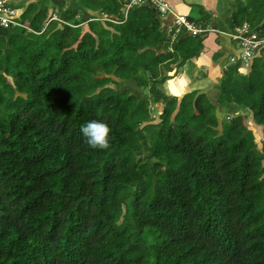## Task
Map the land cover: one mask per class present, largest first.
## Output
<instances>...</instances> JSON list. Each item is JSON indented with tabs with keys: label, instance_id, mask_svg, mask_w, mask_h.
Masks as SVG:
<instances>
[{
	"label": "trees",
	"instance_id": "16d2710c",
	"mask_svg": "<svg viewBox=\"0 0 264 264\" xmlns=\"http://www.w3.org/2000/svg\"><path fill=\"white\" fill-rule=\"evenodd\" d=\"M47 1L22 14L33 31L0 25V264H264V56L225 68L218 117L204 94L177 106L158 86L152 67L183 64L200 38L172 40L151 1L51 0L44 25ZM92 120L108 149L85 142Z\"/></svg>",
	"mask_w": 264,
	"mask_h": 264
},
{
	"label": "crops",
	"instance_id": "0c3cea01",
	"mask_svg": "<svg viewBox=\"0 0 264 264\" xmlns=\"http://www.w3.org/2000/svg\"><path fill=\"white\" fill-rule=\"evenodd\" d=\"M44 1L13 0V4L22 3L21 7L25 11L31 3H34L36 6L35 11H37L43 5ZM163 1L173 11L170 15H160L161 20L166 22L167 30L170 32L172 40L181 32L186 34L185 31H181L184 27H180L178 30L174 29V33H171L170 29L173 26L171 28L170 26L173 24L175 14H182L195 25L209 29L199 33L197 35L198 37L196 36L200 38L199 42H196L193 46L195 49H199L196 56H192L181 65H177V63L168 60L157 65V77H166L160 86L163 93H165L167 98H175L177 106L190 93L194 92L196 96L204 94L206 99L215 106V112L218 117H222L225 114L226 107L219 105V82L224 76V71L227 66L241 61V58L238 57L240 44L232 37V34L243 24H247L251 30L256 31L255 28L260 27L264 22V3H257L258 0ZM47 2L49 9L44 25L53 16L50 10H54L55 7V4L51 0ZM143 2H147V0ZM80 4L77 0L66 1V5L72 8H78ZM257 5L260 6L259 10L255 9ZM195 9L198 11L200 19H195L191 15ZM86 11H90V15L96 16L92 14L94 11L89 9H86ZM154 13L157 14V11L155 10ZM252 15L255 18L252 17V19ZM261 54L264 53L261 52ZM244 66L239 67L238 72L242 74L248 73L250 70L249 67L245 69L243 68ZM157 107L159 108L160 104H157ZM232 108L233 111L238 109L237 106H233ZM230 109L227 107V110ZM244 112L247 113V111ZM220 114L221 116H219Z\"/></svg>",
	"mask_w": 264,
	"mask_h": 264
},
{
	"label": "built area",
	"instance_id": "2783aa9c",
	"mask_svg": "<svg viewBox=\"0 0 264 264\" xmlns=\"http://www.w3.org/2000/svg\"><path fill=\"white\" fill-rule=\"evenodd\" d=\"M155 6L158 8L161 15L166 13H173V11L166 5L163 0H151ZM13 4V0H0V25L1 26H23L28 30V23L26 22H18L12 21L4 16L2 12L10 5ZM52 19H56V16L53 15L49 18V21ZM48 21V22H49ZM174 26L175 30H178L180 27H185L186 30L193 36L198 35L204 31L209 30L208 28H201L194 23L190 22L186 16L182 14H175L174 17ZM173 30V29H172ZM232 37L237 40L240 44V52L238 57L244 62L245 65H249V60H251L255 55H261V52L264 53V36L259 35L254 31H250L247 24H243L241 27L237 28Z\"/></svg>",
	"mask_w": 264,
	"mask_h": 264
},
{
	"label": "rangeland",
	"instance_id": "374dc122",
	"mask_svg": "<svg viewBox=\"0 0 264 264\" xmlns=\"http://www.w3.org/2000/svg\"><path fill=\"white\" fill-rule=\"evenodd\" d=\"M81 3H84L85 4V2L84 1H82ZM18 4H10L3 12H2V14L4 15V16H6V17H8L10 20H11V22L12 21H18V22H24L26 19L23 17L22 18V14L24 13V9L21 7V6H19ZM28 12V11H27ZM50 12L54 15H57L56 13H54V10H50ZM58 12V11H57ZM124 12H125V9H124ZM92 14H95L96 15V17H101V19H103V20H113V18H110V17H107L106 15H104L103 13H101V11L100 10H95ZM167 15H170V13H166ZM90 16V11H86V13L85 14H81V17H82V19H83V21L85 20V18L87 17V16ZM191 15L195 18V19H200V15H199V13H198V11L195 9V10H193V12L191 13ZM24 16H26V14L24 15ZM24 20V21H23ZM27 23V22H26ZM255 25V24H254ZM88 29V25H87V23H83V31H86ZM173 30L175 29V27H173L172 28ZM256 29V28H255ZM249 30L251 31V29H250V27H249ZM233 35V34H232ZM248 61L250 62V60L248 59ZM154 66V65H153ZM249 67V69H250V63H249V65H245L243 68H245V69H247ZM152 68H155V69H153V71H155L156 72V67H152ZM138 75L139 76H144V79L145 78H147V73H144V72H142V71H139L138 72ZM110 77H112L113 79H115V81H117L118 82V84H110L109 86H111V87H113V88H119V90L120 91H123L124 89H129L130 90V92H132L133 94H134V97L137 99V100H140V98H143L144 96H146V98L147 97H150L149 96V94H150V91H149V89H148V87L147 88H145V94H143V88L142 87H140L138 84V82L135 80V79H128V80H123V79H120V78H118V80H117V78L115 77V75H111ZM149 78H150V76H148ZM159 83V82H158ZM160 84V83H159ZM158 84V86L160 87L161 85H159ZM135 98H133L135 101H136V99ZM144 99V98H143ZM150 103V102H149ZM149 109H150V114H151V116H153V118H154V121H156V120H158V115H159V112H157V106H155V108H154V106H151L150 105V107H149ZM219 116H221V114L219 115ZM223 117V116H222ZM197 124L196 123H194V121L193 122H191V126H194L195 128L197 127L196 126ZM145 130L147 131V134H149L150 133V127H145ZM255 133L256 134H258L259 136H261V134H260V129L258 128V127H255Z\"/></svg>",
	"mask_w": 264,
	"mask_h": 264
},
{
	"label": "clouds",
	"instance_id": "9594fccd",
	"mask_svg": "<svg viewBox=\"0 0 264 264\" xmlns=\"http://www.w3.org/2000/svg\"><path fill=\"white\" fill-rule=\"evenodd\" d=\"M147 1H151V0H147ZM142 2V0H130L129 2H127L125 4V14L127 12V9L132 5V4H136V3H140ZM152 2V1H151ZM152 4H154L152 2ZM155 6V4H154ZM156 7V6H155ZM157 8V7H156ZM157 11L159 12L158 8ZM161 15V14H160ZM174 16V15H173ZM174 19H173V24L170 26V28L176 27L174 26ZM184 27V26H183ZM30 28V27H29ZM185 28V27H184ZM186 29V28H185ZM28 30V29H27ZM172 30V28L170 29ZM29 31H33L32 29ZM254 31V30H251ZM188 32V31H187ZM256 32V31H254ZM257 33V32H256ZM259 34V33H258ZM199 35V34H198ZM260 35V34H259ZM196 36V35H195ZM239 54V53H238ZM264 56V54H262ZM242 61V60H241ZM242 64H244V62L242 61ZM242 65V66H243ZM112 129L109 126V124L105 121L102 120H92L89 121L86 125H82L81 126V133L83 134V136L86 138V143L92 148V149H108L110 146V141H109V136L111 133ZM264 179V178H262Z\"/></svg>",
	"mask_w": 264,
	"mask_h": 264
}]
</instances>
